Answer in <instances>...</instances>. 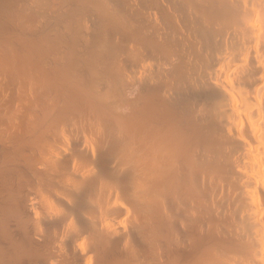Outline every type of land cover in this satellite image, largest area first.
Here are the masks:
<instances>
[{"label":"bare ground","instance_id":"1","mask_svg":"<svg viewBox=\"0 0 264 264\" xmlns=\"http://www.w3.org/2000/svg\"><path fill=\"white\" fill-rule=\"evenodd\" d=\"M0 264H264V0H0Z\"/></svg>","mask_w":264,"mask_h":264}]
</instances>
